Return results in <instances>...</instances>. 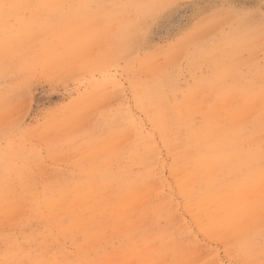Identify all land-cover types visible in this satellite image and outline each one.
<instances>
[{"label": "rangeland", "instance_id": "rangeland-1", "mask_svg": "<svg viewBox=\"0 0 264 264\" xmlns=\"http://www.w3.org/2000/svg\"><path fill=\"white\" fill-rule=\"evenodd\" d=\"M262 4L0 0V234L37 233L47 199L68 206L91 264H264V206L236 215L245 170L206 160L215 149L264 152ZM158 16L183 24L162 30ZM143 85L162 92L158 105ZM164 122L188 132L192 159L205 158L189 170L200 181L179 195L173 155L157 140L171 203L143 192L119 205L118 180L142 169L139 128Z\"/></svg>", "mask_w": 264, "mask_h": 264}, {"label": "bare ground", "instance_id": "bare-ground-1", "mask_svg": "<svg viewBox=\"0 0 264 264\" xmlns=\"http://www.w3.org/2000/svg\"><path fill=\"white\" fill-rule=\"evenodd\" d=\"M1 51L2 53H6L4 47H0V52ZM144 88H146V93L156 97V100L154 98L152 99L153 102L158 105V99L162 96V92L153 88L148 91V86L143 85V89ZM140 93L141 92H139V94ZM139 130L137 136L138 144L141 149L140 161L142 169L134 180H118V190L113 192L116 202L121 206L127 207L129 206L127 204L130 198L137 199L145 192L147 193L146 195L150 194L153 197H160L159 201L161 204L169 205L171 203L172 196L169 192L165 195L166 185L159 175L162 165L157 140L162 144L161 146L164 147V150L170 151V155H173L174 164L171 171L178 176V181L175 183L176 189L179 195L182 194L183 198H186L187 192L185 190L188 183L193 180V177L196 181H200V177L194 175L195 172L193 173L192 171V173H190L191 163H194V167H197L199 165L198 161L205 159H192V156L188 154L187 146L191 143L189 136H186L188 132H186L185 135L184 133L176 131L175 128L171 129L166 122L155 125L154 129L149 131H144L141 128H139ZM180 131L182 132V129ZM262 159H264V152L262 151L254 152L250 158H246L243 154L238 155V157L226 158L218 153L217 149H215L214 154L206 159L207 165H213L214 167L221 166L220 164H224L225 162L229 163V165H233V167H231L232 170H245L244 175L238 178L235 186L237 187V193L235 194V199H237L236 215L241 216V214L245 213L253 214L256 210L255 207H258L259 210L260 204L264 206V167H256ZM13 170V167H10L7 169V172L11 173ZM249 191H253L252 193L255 196L257 195V200H254V202L247 197V192ZM39 197H37V199ZM33 204L34 203H32V205ZM67 207L66 205L57 208L54 206L52 207L49 202H47V199H45L42 204V209L45 210L46 216L43 221H41L43 226L37 229V233H28L21 237L3 236L1 233L0 264H91V261L85 258V251L81 250L82 247L80 248V246L77 245V238L74 237L73 232L75 231L76 233L78 230V223L71 221L72 214L69 216ZM30 212L33 213L32 210ZM75 213H77V211ZM30 232H32V230Z\"/></svg>", "mask_w": 264, "mask_h": 264}, {"label": "snow or ice", "instance_id": "snow-or-ice-1", "mask_svg": "<svg viewBox=\"0 0 264 264\" xmlns=\"http://www.w3.org/2000/svg\"><path fill=\"white\" fill-rule=\"evenodd\" d=\"M172 7H177L173 5ZM224 10L228 12H232L236 15H243L246 18L251 17L250 12H242L240 9L236 8L235 5L232 4H227L224 6ZM261 10L262 13H264V4L261 5ZM154 24H157L162 30L167 29V30H173L176 27H179L180 25L183 24V20L180 19L179 17H176L174 19H170L164 16H158L154 18L153 20ZM261 26L264 28V14L261 16Z\"/></svg>", "mask_w": 264, "mask_h": 264}]
</instances>
